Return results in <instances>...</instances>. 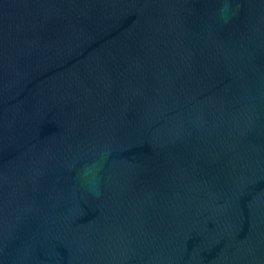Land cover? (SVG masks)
Returning <instances> with one entry per match:
<instances>
[{
  "label": "water",
  "instance_id": "water-1",
  "mask_svg": "<svg viewBox=\"0 0 264 264\" xmlns=\"http://www.w3.org/2000/svg\"><path fill=\"white\" fill-rule=\"evenodd\" d=\"M0 264H264V0H0Z\"/></svg>",
  "mask_w": 264,
  "mask_h": 264
}]
</instances>
